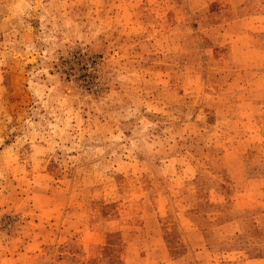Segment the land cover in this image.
Listing matches in <instances>:
<instances>
[{"label":"rangeland","instance_id":"obj_1","mask_svg":"<svg viewBox=\"0 0 264 264\" xmlns=\"http://www.w3.org/2000/svg\"><path fill=\"white\" fill-rule=\"evenodd\" d=\"M0 264H264V0H0Z\"/></svg>","mask_w":264,"mask_h":264}]
</instances>
